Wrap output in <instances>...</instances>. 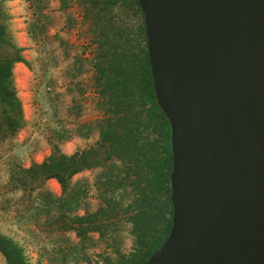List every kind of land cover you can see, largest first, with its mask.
<instances>
[{"label": "water", "instance_id": "95a60500", "mask_svg": "<svg viewBox=\"0 0 264 264\" xmlns=\"http://www.w3.org/2000/svg\"><path fill=\"white\" fill-rule=\"evenodd\" d=\"M171 125L172 228L147 264H264V0H139Z\"/></svg>", "mask_w": 264, "mask_h": 264}, {"label": "trees", "instance_id": "16d2710c", "mask_svg": "<svg viewBox=\"0 0 264 264\" xmlns=\"http://www.w3.org/2000/svg\"><path fill=\"white\" fill-rule=\"evenodd\" d=\"M77 2L96 44L93 83L102 117L75 131L84 138L97 132L99 138L92 147L71 155L54 143L42 163L28 168L15 164L10 186L31 199L21 220L46 218L50 226L79 238V245L55 250L56 264L75 263L73 258L94 240L92 234L112 250L101 256L102 264H147L172 228L173 154L171 125L155 96L144 14L139 0ZM46 8V0H31L33 20L27 32L34 42L47 33ZM10 18L5 0H0V143L16 138L27 124L13 69L16 64L29 70L31 66L9 30ZM57 136L60 142L66 140L59 131ZM87 170H99L95 186L100 207L94 212L86 209L81 216L77 212L82 197L72 180ZM50 180L60 185V197L46 189ZM124 221L134 238L130 254L117 245ZM0 254L5 264H30L24 248L1 232Z\"/></svg>", "mask_w": 264, "mask_h": 264}, {"label": "rangeland", "instance_id": "374dc122", "mask_svg": "<svg viewBox=\"0 0 264 264\" xmlns=\"http://www.w3.org/2000/svg\"><path fill=\"white\" fill-rule=\"evenodd\" d=\"M46 3L50 16L47 33L34 42L27 32L33 20L31 0H5L11 17L9 30L16 44L25 49L23 56L31 69L23 64H16L13 69L27 124L16 138L0 143V232L24 248L30 264L39 260L42 264H56L55 250L71 248L80 242L74 232H60L56 225L47 224L46 218L21 220L32 203L22 191L10 186L11 170L15 164L28 168L33 162L42 163L51 154L54 143L68 155L92 147L98 133L84 138L75 130L102 117L93 83L96 44L83 21V9L77 0H46ZM57 131L66 140L60 142ZM98 173L99 170L83 171L72 180V187L82 197L78 215L100 207L95 186ZM46 189L56 196L62 195L55 180L48 181ZM119 231L117 245L123 253L130 254L134 245L130 224L124 221ZM91 236L94 240L73 258L76 261L73 264H102L101 256L111 253L98 235ZM0 264H5L1 254Z\"/></svg>", "mask_w": 264, "mask_h": 264}]
</instances>
